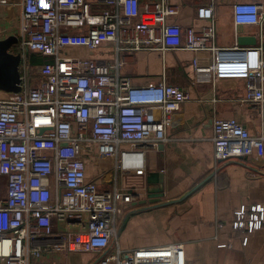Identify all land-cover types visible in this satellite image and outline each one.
Instances as JSON below:
<instances>
[{
	"label": "built area",
	"instance_id": "1",
	"mask_svg": "<svg viewBox=\"0 0 264 264\" xmlns=\"http://www.w3.org/2000/svg\"><path fill=\"white\" fill-rule=\"evenodd\" d=\"M213 4L208 0L196 10L203 26L182 28L172 21L178 11L169 0L19 1L18 51L23 60L38 54L50 61L31 66L26 60L19 67L20 92L0 98L1 264H67L44 262V256L58 253H92L93 264H186L179 242L110 252L122 210L140 194L117 186L99 190L96 181L87 180L83 157L89 143L100 157H114V171L145 174L146 151L157 144L151 131L166 125L189 95L163 79L133 84L120 75V55L168 50L209 51L213 72L230 64L242 68L247 90L242 102L257 111L260 129L251 135L235 120L215 118L214 160L264 156L262 50L236 47L227 52L233 56H223L212 45ZM232 20L235 26L261 25L264 0L234 4ZM105 44L111 60L65 52H95ZM28 74L39 78L36 86L27 85ZM149 112L159 118L149 119ZM254 211L237 212L233 227H260L264 212Z\"/></svg>",
	"mask_w": 264,
	"mask_h": 264
},
{
	"label": "crops",
	"instance_id": "2",
	"mask_svg": "<svg viewBox=\"0 0 264 264\" xmlns=\"http://www.w3.org/2000/svg\"><path fill=\"white\" fill-rule=\"evenodd\" d=\"M19 1L0 0V41L17 40L10 47L16 50L13 56L20 53L17 47ZM169 2L178 11L172 21L182 28L204 25L205 22L197 20L196 10L208 4V0ZM213 3L215 37L212 45L226 56L236 48L237 37H253L254 46L238 50L261 48L264 59V21L259 26H235L232 20L234 4L263 3V0H213ZM65 52L69 56L112 59L109 52L102 55L101 50L70 48ZM213 59L209 51L122 53L123 78H129L135 85L163 79L167 85L186 90L189 101L167 117L166 125L151 131L150 136L157 144L146 151L143 176L114 171V157H100L96 145H86L83 159L87 180L96 181L99 190L117 186L135 188L140 194L131 206L122 210L117 220L118 223L122 219L121 227L116 228L117 241L110 252L117 248L129 251L179 242L184 246L186 264H264V223L257 229L248 225L241 229L233 227L237 212H264V156L215 162L211 142L215 118L235 120L251 135L259 132L260 118L256 110L242 102L247 95L242 68L230 64L213 72L210 69ZM38 82L39 78L27 75L29 87ZM11 94L14 93L0 91V98ZM147 117L157 120L159 114L149 112ZM124 148L126 146L122 145ZM150 174L156 175L155 183L146 182ZM155 186L162 187L159 203L139 204L146 200V189ZM3 195L1 191L0 196ZM96 257L92 253H65L53 259L47 255L43 260L86 264Z\"/></svg>",
	"mask_w": 264,
	"mask_h": 264
},
{
	"label": "water",
	"instance_id": "3",
	"mask_svg": "<svg viewBox=\"0 0 264 264\" xmlns=\"http://www.w3.org/2000/svg\"><path fill=\"white\" fill-rule=\"evenodd\" d=\"M17 40L10 38L4 41H0V53L4 54V57L8 58L7 60H5L4 58H2L1 60V65L0 67L3 65V63H6L7 65V70H5V73H3V75L0 77V91H3L5 93H19L20 92V76L18 73V67H19V62H20V56L16 55V56H10L5 54L6 51L8 49H10L12 44H16ZM236 47L240 48V47H244V46H254L256 43L255 38L253 37H243V36H239L236 39ZM227 56V55H226ZM228 56H233V54H229ZM6 80H9L8 82H6ZM160 149V148H159ZM156 175L150 174L149 177L147 178L146 182L148 184L150 183H155L156 182ZM146 200L140 202L139 204H154L157 205L161 199V197L163 196L162 194V187H154V188H147L146 189Z\"/></svg>",
	"mask_w": 264,
	"mask_h": 264
},
{
	"label": "rangeland",
	"instance_id": "4",
	"mask_svg": "<svg viewBox=\"0 0 264 264\" xmlns=\"http://www.w3.org/2000/svg\"><path fill=\"white\" fill-rule=\"evenodd\" d=\"M105 49H108V50H110V48L105 44V45H103V47H102V49H101V54L103 55L104 54V51H106ZM111 51V50H110ZM16 52V50H14V48L13 49H8L7 51H6V53L5 54H7V55H12L13 56V53H15ZM19 60H20V64H19V66H22L23 65V63L25 62L26 63V60H23V58H22V56H21V54L19 53ZM29 56V54H27V57ZM121 57H122V53H121V55H120ZM74 57H85L84 55H79V54H75V56ZM2 58H4L5 60H7L8 58H6V57H4V54H1L0 53V62H1V60H2ZM28 59V58H27ZM28 63H29V60H28ZM30 64V63H29ZM0 65H1V63H0ZM5 70H7V65H6V63H3V65L0 67V77L3 75V73H5ZM120 75L122 76V69H121V71H120ZM9 80H6V82H8ZM3 180V177H1L0 176V187H1V184H2V181ZM128 212H130V211H128ZM121 222H122V219L120 220V221H118V223H117V225H116V228L117 229H120V227H121ZM56 258H58V257H60L61 256V254H55L54 255ZM89 262V263H88ZM87 263L88 264H93L94 263V260H92V258H90L88 261H87ZM86 263V264H87Z\"/></svg>",
	"mask_w": 264,
	"mask_h": 264
},
{
	"label": "trees",
	"instance_id": "5",
	"mask_svg": "<svg viewBox=\"0 0 264 264\" xmlns=\"http://www.w3.org/2000/svg\"><path fill=\"white\" fill-rule=\"evenodd\" d=\"M28 60H29V63L31 64V66H36V65L50 61L49 58L41 57L38 54H32L31 56L28 57Z\"/></svg>",
	"mask_w": 264,
	"mask_h": 264
}]
</instances>
